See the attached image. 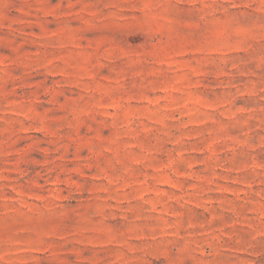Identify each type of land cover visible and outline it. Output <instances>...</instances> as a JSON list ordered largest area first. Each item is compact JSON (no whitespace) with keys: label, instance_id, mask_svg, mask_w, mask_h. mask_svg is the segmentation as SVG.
<instances>
[{"label":"rangeland","instance_id":"rangeland-1","mask_svg":"<svg viewBox=\"0 0 264 264\" xmlns=\"http://www.w3.org/2000/svg\"><path fill=\"white\" fill-rule=\"evenodd\" d=\"M0 264H264V0H0Z\"/></svg>","mask_w":264,"mask_h":264}]
</instances>
